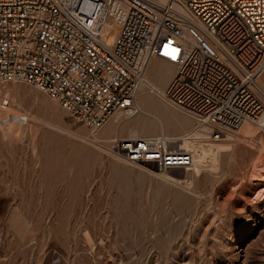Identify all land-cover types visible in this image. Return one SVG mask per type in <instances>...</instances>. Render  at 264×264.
Segmentation results:
<instances>
[{"label": "rangeland", "instance_id": "obj_1", "mask_svg": "<svg viewBox=\"0 0 264 264\" xmlns=\"http://www.w3.org/2000/svg\"><path fill=\"white\" fill-rule=\"evenodd\" d=\"M259 83L264 89V72ZM6 100L22 119L9 137L0 133V264H264L257 124L246 122V132L210 122L219 138H191L199 121L186 110H146L189 125L168 135L191 165L165 169L127 161L112 146L116 135L137 137L129 128L98 138L104 126L77 122L32 85L0 82Z\"/></svg>", "mask_w": 264, "mask_h": 264}, {"label": "built area", "instance_id": "obj_2", "mask_svg": "<svg viewBox=\"0 0 264 264\" xmlns=\"http://www.w3.org/2000/svg\"><path fill=\"white\" fill-rule=\"evenodd\" d=\"M157 58L175 65L168 97L198 121L259 122L264 0H0V82L44 91L93 130L116 113L142 111L139 94ZM162 140L117 137L113 146L138 164L190 162L189 151Z\"/></svg>", "mask_w": 264, "mask_h": 264}, {"label": "bare ground", "instance_id": "obj_3", "mask_svg": "<svg viewBox=\"0 0 264 264\" xmlns=\"http://www.w3.org/2000/svg\"><path fill=\"white\" fill-rule=\"evenodd\" d=\"M112 12L118 13L120 18H122L124 13H125V10L120 3H115L112 7ZM174 66L175 65L173 63H171L168 60L163 59V58H158V60H153L149 63L148 68L146 70L145 77H144V85L141 89L142 93H144L145 91L147 92V90L149 89V91L147 92V93H149V95L142 97V98L140 97V103L142 104L144 111H141L142 113L140 112L141 114L139 113L140 115L134 119L135 121H133V122H136V125L130 126V135L139 137L138 135L142 131L143 132H157L158 133L157 135H147V136H140V137L148 138V137H154V136H161V137H163L162 141H167L168 139H170L172 142H175V143L179 142V144H180V140L178 138L169 136L168 134H170L171 131H173V130L174 131L175 130L176 131L183 130L184 128L188 127V124H186L184 122H180V123L171 125V124L166 123L164 121V119L160 116H156V115L150 116L146 113V110H148V109L153 110V111L155 110V111L163 112L164 110L170 111V108L172 107L176 110H180V107L178 105H176L168 97L167 88L164 89L163 91H161V93H159L157 91L158 88H161L162 86L167 85V82L172 75V71H173ZM151 74L155 75L156 80H153L151 78L147 79L148 77H150ZM173 76H174V74H173ZM150 90L151 91L153 90L154 93H150ZM153 95L158 96L163 101L164 105H162L160 102L156 101V99L154 98ZM8 106L9 105H8L7 100L4 101L3 103H0V133L3 136L9 137L11 134L16 132L19 129V127H21L20 118L22 119V117H19L17 114H14L12 112V110L10 109V107H8ZM140 107H141V105H140ZM2 112L5 113L4 116H2L3 114L1 115ZM185 114L188 116L189 115L193 116V118L196 119V117H194V115H192L188 111ZM149 116L151 117L152 120H150L148 118ZM130 118H132V117H130ZM130 118H126V119H130ZM126 119H123L122 116H120V114H118V113L114 114V116H112L108 120V122L105 125H103L104 126L103 131L100 132V134L95 135V136L99 138V137L105 136V135L108 136V134H110L112 131L116 132L117 129L119 128L117 125L121 124L122 121H124ZM196 120H198V119H196ZM246 122H249V121H246ZM246 122H244L241 126L244 127L246 132H250L251 125L246 123ZM261 122H264V112L261 115L259 122H257V123L249 122V123L257 124L259 126V129L261 131H264V127L260 126ZM210 127H211L210 122L199 121V124L197 126H195L197 131L193 132L194 131L193 130V131H191L193 133H191V132L186 133L185 136L186 135H187L186 137L191 136V138H205V136L208 135V138H212V139L219 138L220 135H218V134L213 135V133L210 132V130H209ZM239 128H236L235 130H237ZM117 137L120 138V135H116V136L112 137V139H111L112 146H113V142H114L115 138H117ZM179 148L187 150L181 144H180ZM191 162H192V158H191L190 162L187 165L182 166V168H186L187 166H190ZM161 168H164V167H161Z\"/></svg>", "mask_w": 264, "mask_h": 264}, {"label": "crops", "instance_id": "obj_4", "mask_svg": "<svg viewBox=\"0 0 264 264\" xmlns=\"http://www.w3.org/2000/svg\"><path fill=\"white\" fill-rule=\"evenodd\" d=\"M152 61H153V60H152ZM150 62H151V61H150ZM150 78L153 79V80H156L155 75H152V74H151V75H150ZM165 87H166V86H162L161 88H158L157 91H158L159 93H161V91H163L164 89L167 88V87H166V88H165ZM141 94L143 95V96H141V98H142V97H145L144 94L142 93V91L140 92V95H141ZM140 95H139V96H140ZM139 99H140V97H139ZM148 110H149V109H148ZM158 115H159V114H158ZM159 116L162 117L161 115H159ZM183 121H184V120H183ZM183 121H182V122H183ZM135 123H136V122H133V121H132L131 124H135ZM188 126H189V125H188ZM127 128H129V132H130V120H129V121H126V122L123 123L122 125L120 124V126H119V130H118V131H120L121 134H122V133L124 134V133L126 132ZM187 128H188V127H187ZM185 130H186V129H185ZM183 131H184V130H183ZM141 134H147V133H141Z\"/></svg>", "mask_w": 264, "mask_h": 264}]
</instances>
